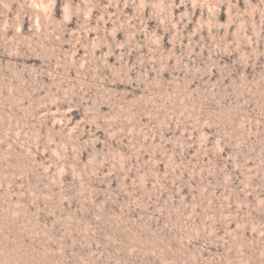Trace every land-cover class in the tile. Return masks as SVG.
Here are the masks:
<instances>
[{
    "label": "rangeland",
    "instance_id": "rangeland-1",
    "mask_svg": "<svg viewBox=\"0 0 264 264\" xmlns=\"http://www.w3.org/2000/svg\"><path fill=\"white\" fill-rule=\"evenodd\" d=\"M0 264H264V0H0Z\"/></svg>",
    "mask_w": 264,
    "mask_h": 264
}]
</instances>
